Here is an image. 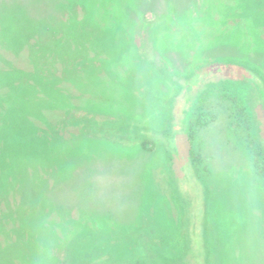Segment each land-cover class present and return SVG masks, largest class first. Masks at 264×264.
<instances>
[{
	"label": "rangeland",
	"instance_id": "374dc122",
	"mask_svg": "<svg viewBox=\"0 0 264 264\" xmlns=\"http://www.w3.org/2000/svg\"><path fill=\"white\" fill-rule=\"evenodd\" d=\"M32 4L0 42L26 74L0 89V264H264V0Z\"/></svg>",
	"mask_w": 264,
	"mask_h": 264
},
{
	"label": "trees",
	"instance_id": "16d2710c",
	"mask_svg": "<svg viewBox=\"0 0 264 264\" xmlns=\"http://www.w3.org/2000/svg\"><path fill=\"white\" fill-rule=\"evenodd\" d=\"M21 2H24V3L10 2L9 0H0V42L3 44L2 46L4 48L10 49V44H12V40H10L6 37V35L8 34V32L6 30H8V29L10 31L17 30L18 33L23 32L22 28L28 27L27 21H29V23L32 26V30L38 31L39 27L41 26L40 24H42L41 20H38L32 16V14L35 12V10H34L35 5L32 4L33 0H21ZM8 20L10 21V24H12L14 26H9V24H8L7 29H4L5 28L4 22H6ZM19 36H21V35H19ZM19 47H20V45H19ZM38 47H42V46H38ZM229 66H230V64H229ZM233 66L235 67L237 72H243L244 70H246V69H244L245 67L243 68L242 66L237 65V64H233ZM236 67H238V68H236ZM25 76H26V74L23 73L21 70H18V68L1 69L0 70V89L2 87H6V86H7V88H10L11 86L9 84L12 85L13 84L12 82H14L15 78H16V84H18L21 81V79H24ZM33 76H34V78L37 79L38 73H34ZM195 82H197V80ZM236 82H239V80ZM43 86L45 87V89H47V85H43ZM27 92H30L29 87L27 88ZM2 102L3 101L0 100V103H2ZM37 104L38 103H35V102L32 103V105H37ZM244 104L245 103H243V105L240 104V107H241L240 109L243 112L242 113L243 118H242L239 126H242L243 128L246 129L247 132H249L250 128L248 127V124L247 125L245 124V119H247V110L249 108L244 106ZM0 114H4L3 111H0ZM240 116H241V114H240ZM10 117H11L10 114L9 115L7 114L3 120L6 121ZM70 122H72L71 119L69 122L66 120L64 125L67 126V123H70ZM257 124H258V122H257ZM9 126L10 125H7L6 127H4L3 128L4 131L2 130L3 132L0 133V144H1V149H2V152L0 154V160H4L7 157L8 154L4 151L5 150L9 151V148L11 147V145L14 144L13 141H11V138H12V136H14L16 134L17 130L9 132ZM175 127H176V125H175ZM256 127L259 128V126H256ZM139 131L140 132L142 131L145 133L150 132V134H146L144 137L142 144L145 147L156 146L158 144L166 146L168 144V142H166L167 138L164 137V136H168V135H165V134H163L161 136H160V134L154 135L155 133L153 131H150L148 129H140V128L137 129L133 125H129L126 123H124V124L119 123L117 127H116V125H114L109 130V132L111 134H113L114 136L119 134L122 138H124V137L132 138L133 134L135 132L139 133ZM12 140H13V138H12ZM170 140H175V139L172 136V137H170ZM163 143H165V144H163ZM250 148L253 150V154L257 158V165L259 164L258 165L259 169L264 172V158L261 160L263 154L259 153V151L254 149V147H252V146H250ZM14 150L18 151V152L13 151L15 153L11 157L17 159V161L14 162V161H10L8 159L5 162V164H3V165H7V168L5 170H3V172H5V173L9 169H14L17 165H19L21 167H25V164L22 163V161L25 162V160H26V158L24 157L25 153L23 151H20V149H17L16 147H14ZM191 157L192 156H190V158ZM20 158H23V159L20 160ZM0 163H1V161H0ZM4 180L5 179L0 174V182H2V184H0V191H3L5 188L3 186V184L5 183ZM8 230H11V232H15L18 229L14 228V227L13 228L10 227ZM75 242L76 241L71 240L69 244H72V246H73L75 244ZM81 252H82L81 255H83L84 250ZM81 255H79V256H81ZM74 257L75 256H73L71 259H73ZM75 258L77 260L76 261L71 260L70 261L71 264H86L84 261V258H81V257L79 258L78 256H76ZM97 262H98L97 260H94L90 257V263L89 264H97ZM203 264H205V262Z\"/></svg>",
	"mask_w": 264,
	"mask_h": 264
}]
</instances>
